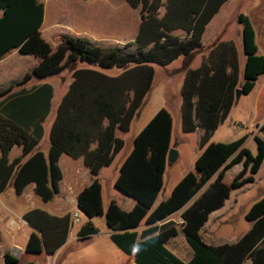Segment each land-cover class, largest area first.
Segmentation results:
<instances>
[{
    "label": "trees",
    "instance_id": "1",
    "mask_svg": "<svg viewBox=\"0 0 264 264\" xmlns=\"http://www.w3.org/2000/svg\"><path fill=\"white\" fill-rule=\"evenodd\" d=\"M127 1L139 9L138 32L134 40L122 46L104 48L87 37L69 35L61 36L54 46L41 30L45 19L43 1L0 0V60L17 48L22 54L39 57L19 82L57 74L64 68H74L79 61L103 69H121L115 75L100 68L72 72L74 80L58 104L51 127L48 153L39 148L42 122L49 107L44 94L41 99L27 98L33 105L25 112L31 119L27 124L0 108V193L12 184L16 193L22 194L34 182L35 192L45 201L52 200L61 190V156H83L93 180L78 194V208L88 217L79 236L99 232L92 219L105 215L115 242L128 253L135 251L138 264H264V196L246 212L252 224L237 241L215 245L201 234L211 214L225 206L234 190L256 180L264 162L262 135H254L256 153L245 146L247 134L229 142L212 140L219 125L229 117L237 90L250 93L264 74V54L258 53L254 25L244 13L238 16L246 55L243 74L233 40L214 44L199 67L186 71L181 88V125L185 133L200 130L197 169L186 172L170 196L157 203L165 183L173 131L172 113L162 107L135 137L134 148L116 181L121 191L136 200L135 206L125 210L112 200L105 210L99 174L125 146L117 132L131 129L153 86L156 65H169L201 49L207 25L227 0ZM177 30L185 35L175 34ZM15 145L22 146L23 151L10 159ZM240 163L242 169L227 182V172ZM178 211L180 229L193 249L188 261L167 247L168 240L178 234L177 226L173 222L170 227L169 219ZM24 218L37 229L25 246L32 253L46 249L54 254L66 242L74 224L70 213L58 216L40 208L26 211ZM142 223L148 227L138 233L134 229ZM4 258L7 264L18 262L8 250Z\"/></svg>",
    "mask_w": 264,
    "mask_h": 264
},
{
    "label": "crops",
    "instance_id": "2",
    "mask_svg": "<svg viewBox=\"0 0 264 264\" xmlns=\"http://www.w3.org/2000/svg\"><path fill=\"white\" fill-rule=\"evenodd\" d=\"M45 3V19L41 27L44 37L49 40L52 38L56 40V44L63 35L69 36H83L87 37L92 43L104 45L107 42L114 41L117 45H123L129 40L130 28H131V19H130V9L131 5L127 0H40ZM133 8V7H132ZM135 9V8H134ZM226 14L225 17L229 16L230 13H233L235 16H239L240 13L247 15L252 21L256 35H257V44H258V53L264 54V0H227L218 13L213 17V19L207 25V29L203 35V45L201 49H198L192 56L186 57L181 56L177 60L189 58L186 65L181 67L183 71L182 81L178 88L179 95L176 100L173 102V110L177 114V119L172 113L173 116V131H172V140L171 147L178 148V144L183 141L185 133L182 131L181 125V88L185 79L186 71L189 68L199 67L202 63L203 56L211 46L222 41L233 40L237 46L240 65L242 74L245 69L246 55L244 51V38H243V26L238 20V29L241 33L239 39L234 38H223L219 34L221 29V24H218V27H214L215 22H219L223 17L219 18L220 14ZM219 16V17H218ZM219 18V19H218ZM134 29L137 34L139 25L136 20L134 21ZM213 26V27H212ZM217 29V30H216ZM216 30V31H215ZM175 34L184 36L182 30L175 31ZM241 51L243 58L241 57ZM31 55V54H22L19 49H14L10 53L6 54L0 60V75L6 76L5 74L9 73L10 68L15 66L17 63H11L13 57H18L21 59V56ZM30 66L26 69H21L18 71V75L13 79L18 83L14 84L12 89L6 91L10 86V80L1 79L0 80V108L9 116L16 117L20 120L21 123L27 124L29 120L25 115V112L32 110V102H28L27 98L36 96L37 99H41L43 94L45 95V103H49L48 112L46 113L43 124V136L39 143V148L42 149L45 153H48L50 147V132L51 127L57 112V107L61 101L63 95L69 90L71 83L74 80L72 72L78 68H96L102 69L104 72L115 75L121 72V69L118 68H101L95 65H91L88 62L79 61L74 68H64L57 74L45 77L37 78L32 77L30 80L25 82H19L20 79L39 62V57L32 55ZM175 60V61H177ZM174 61V62H175ZM173 62V63H174ZM154 85V83H153ZM153 88V86H152ZM151 88V90H152ZM149 91L145 102L147 101L150 92ZM50 97L48 98L49 94ZM59 93L58 97L56 94ZM251 95L250 103V122L251 130L250 133H246L249 136L259 134L263 136L264 129L258 132V127H261L264 124V74H261L257 79L256 86L249 93ZM240 98L236 100L234 107L239 103ZM144 102V104H145ZM144 104L141 107L139 113L133 119L131 129L128 132L118 131V135L125 140V146L123 149L116 155L114 161L106 167H103L100 171L99 177L102 183V198L103 205L105 210L108 208V205L112 200H115L123 209L131 210L136 203V200L121 191L116 186V181L121 172V166L127 156L131 153L134 148V139L140 133V131L147 125V123L153 118H147L141 121L137 128L134 130L135 121L140 119L142 114V109ZM232 108V109H233ZM160 110V109H159ZM144 111V110H143ZM232 112V110H231ZM230 112V114H231ZM230 116V115H229ZM229 118V117H228ZM227 120V119H226ZM221 125V124H220ZM219 125V127H220ZM254 126L256 129H253ZM218 127V128H219ZM217 128V130H218ZM215 131L212 140L219 142L220 140L214 139ZM198 137V142L200 141V130L194 132ZM244 134V135H246ZM179 135V136H178ZM247 137V139H248ZM264 137V136H263ZM246 139V140H247ZM42 141L44 144L42 145ZM223 141V142H229ZM246 144V141H245ZM246 146V145H245ZM23 151L22 146L15 145L10 152V159H14L19 156ZM201 153V152H200ZM199 153V154H200ZM1 154V150H0ZM198 154V155H199ZM197 155V156H198ZM196 156V158H197ZM169 160H167V166ZM60 165L63 171V178L60 181L61 190L60 192L49 201H45L35 192V183H29L22 194H17L14 190L7 192L9 187H14L12 184L8 188L0 193L3 196V199L7 203H3L5 208L12 210L14 214L21 215V221L16 220L14 225L10 224V221L3 222L0 220V232L8 231L9 229V251L12 255L18 258L17 263L13 264H138L136 261L135 251L133 253H128L123 248H121L113 239L112 233L114 232L109 228L106 222V216H97L92 219L94 224L99 227V232L92 234L88 237H81L78 234V231L82 224L88 219L84 214H81L80 222H76L73 217V213L76 212L78 208V194L88 185L92 183L93 174L90 168L85 164L84 157L74 158L68 154H63L60 158ZM232 168H238V172L242 169V164H236ZM231 168V169H232ZM230 169V170H231ZM167 170V167H166ZM166 173V172H165ZM228 173V172H227ZM264 173V162L261 166L260 171L256 175V180L251 183H258L261 174ZM227 176V174H226ZM226 178V177H225ZM165 181V179H164ZM166 181L164 187L161 190L157 203L168 198L173 191V187L167 192L165 190ZM165 193V195H163ZM233 196L228 199L230 200ZM264 196V189L261 193V197ZM105 197L107 199H105ZM260 197V198H261ZM1 198V197H0ZM259 198V199H260ZM12 204V205H9ZM227 202L224 207L215 211L216 213H221L226 207ZM40 208L48 211L53 215L62 216L70 213L74 223L79 225L75 226L73 224L66 242L61 245V247L54 253L50 254L44 249L42 252L32 253L25 250L26 243L31 236V234L37 229L31 225L29 222H22L24 218V213L30 209ZM182 211V210H181ZM181 211H178L174 215L179 214V219L175 220V225L178 228V234L172 236L168 242L167 247L180 256L185 261H188L193 255V249L184 242V240L178 241L176 237L179 234L184 233L180 229V224L182 219L180 217ZM213 212V213H215ZM213 213L210 216V220L203 226L201 229V234L203 238L215 245L223 244L225 242H235L243 236V234L248 231L251 227L244 231L240 237L236 240H229L224 237H221L217 232H210L211 238L216 240L212 242L204 236L206 228H208L211 219H213ZM169 218L171 220L170 227H173V216ZM99 220V222H97ZM148 224L142 223L134 230H137L138 233H141L143 229L147 228ZM7 235V234H6ZM185 237V235H184ZM140 239V237H139ZM186 239V237H185ZM187 241V240H186ZM175 243V244H174ZM18 244L20 250L15 252V247ZM12 245L14 248H12ZM175 245V246H174ZM2 257L4 259V252L6 249L5 246H2ZM180 252H187L189 255L183 257ZM3 264V262H2ZM246 264H250V261H247Z\"/></svg>",
    "mask_w": 264,
    "mask_h": 264
},
{
    "label": "rangeland",
    "instance_id": "3",
    "mask_svg": "<svg viewBox=\"0 0 264 264\" xmlns=\"http://www.w3.org/2000/svg\"><path fill=\"white\" fill-rule=\"evenodd\" d=\"M165 8L161 9V15L164 13ZM226 14L222 13L218 17L221 18L219 22L214 23V27H218V24H221V29L219 30V34L223 38H234L239 39L241 33L238 29V18L233 13H230L229 16L225 17ZM218 18V19H219ZM130 19H131V28L129 34V40H134L136 33L134 29V21L136 20L137 24H140V13L139 9H134L131 7L130 9ZM212 26V27H213ZM217 30V29H216ZM215 30V31H216ZM49 41L56 46V40L49 38ZM117 46L114 41L107 42L103 45L104 48H111ZM122 46V45H118ZM208 52V51H207ZM206 54V53H205ZM241 57L243 58L242 51ZM32 55L21 56V59L18 57H13L11 63H17L15 66L10 68L9 73L5 74L6 76L0 75L1 79H9L10 82L16 83L12 78L18 75V71L21 69H26L30 66ZM189 58L184 59L183 57L174 63L172 62L169 65L161 66L156 65V75L154 79V85L150 92V95L147 101L144 104V108L142 109V114L140 119L135 121L134 130L137 128L138 124L147 119L151 118L159 109L162 107H166L169 109L175 119H177V114L173 110V102L176 100L178 93L179 85L182 81L183 71L181 67L186 65ZM24 77V76H23ZM23 79V78H22ZM20 79V80H22ZM59 93L56 94L58 97ZM251 95L249 93H243L240 97L239 103L232 109V112L223 123H221L218 128L214 139L220 141H232L242 137L246 133H250L251 125L250 122V103H251ZM144 110V111H143ZM253 129H256L254 126ZM261 127H258V132L261 131ZM179 136V135H178ZM264 136V133H263ZM44 142L42 141V145ZM248 148L251 149L253 153L257 151V143L253 136H249L246 140L245 144ZM178 158L176 161H169L167 166V170L165 173V181L166 187L165 190L169 191L172 187L180 181V179L184 176L186 172L189 170H196L195 167V159L196 156L201 152L200 143L198 142V137L195 133L185 134L183 137V141L178 144ZM238 173V168H232L228 171L225 180L230 182L234 176ZM264 189V173L261 174L258 183H247L243 187L236 189L233 191V196L230 200L227 201V205L221 213H213V219H211L209 223V227L206 228L204 232V236L215 242L216 240L211 238L210 232H218L221 237H224L229 240H236L240 235L246 231L251 222L248 221L245 217L246 212L250 208V206L261 197V193ZM14 190V187H9L7 192ZM163 195H165V193ZM1 201L7 203L3 199V196L0 195ZM105 199H107L105 197ZM12 205V204H9ZM13 206V205H12ZM14 207V206H13ZM21 221L20 214H14L12 210L9 208H5L3 204V208L0 212V220L3 222H8L13 219ZM179 219V214L173 216V222ZM23 222V219H22ZM99 222V220L97 221ZM24 223V222H23ZM75 226L79 225L78 223H74ZM9 231V229H8ZM3 231L0 232V264H4V259L2 257V246L9 251V232ZM7 234V235H6ZM176 239L178 241L184 240V242L188 245L184 235L179 234ZM175 244V243H174ZM175 246V245H174ZM189 246V245H188ZM16 247H19L18 244ZM15 247V252H18V249ZM12 248L13 245H12ZM190 248V246H189ZM181 256L187 257L189 254L187 252H180Z\"/></svg>",
    "mask_w": 264,
    "mask_h": 264
},
{
    "label": "water",
    "instance_id": "4",
    "mask_svg": "<svg viewBox=\"0 0 264 264\" xmlns=\"http://www.w3.org/2000/svg\"><path fill=\"white\" fill-rule=\"evenodd\" d=\"M242 90L241 89H238L237 90V95H236V98L239 99L242 95ZM178 158V150L174 147H171L170 150H169V153H168V160L169 161H176ZM197 169V168H196ZM80 210V208H79ZM27 221V220H26ZM28 222V221H27Z\"/></svg>",
    "mask_w": 264,
    "mask_h": 264
},
{
    "label": "built area",
    "instance_id": "5",
    "mask_svg": "<svg viewBox=\"0 0 264 264\" xmlns=\"http://www.w3.org/2000/svg\"><path fill=\"white\" fill-rule=\"evenodd\" d=\"M2 208H3V202H2L1 199H0V212H1ZM73 217H74V220H75L76 222H80V220H81V210L78 209L76 212H74V213H73ZM23 222H27V221L23 219ZM181 222H182V221H181ZM14 223H15V219H13V220L10 221V224H11V225H14ZM16 248H17L18 250H20L19 247H16Z\"/></svg>",
    "mask_w": 264,
    "mask_h": 264
}]
</instances>
